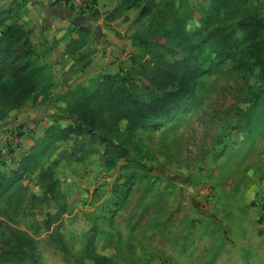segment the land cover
Listing matches in <instances>:
<instances>
[{
  "label": "rangeland",
  "instance_id": "rangeland-1",
  "mask_svg": "<svg viewBox=\"0 0 264 264\" xmlns=\"http://www.w3.org/2000/svg\"><path fill=\"white\" fill-rule=\"evenodd\" d=\"M173 2L187 5L192 31L207 0ZM253 4L264 17V0ZM157 5L141 21H135L138 8L127 10L116 25L126 27L127 53L119 58V52L117 66L104 72L82 68L95 45L89 34L82 59L55 56L40 43L44 70L36 91L17 109L0 106V130L7 132L5 143L0 140V169L18 168L25 156L16 152L24 145L19 140L16 154L6 160L4 150L7 156L15 153L8 149L9 135H25L35 165L19 187L0 198V264H20L21 256L12 259L8 249L24 235L36 253L24 264H264V94L255 100L264 82L256 67L245 70L230 60L207 67L187 105L157 127L129 132L120 121L111 137L118 145L110 148V161L96 136L55 143L45 137L52 125L73 124L60 109L78 87L90 86L102 74L130 71L133 57L144 60L155 51L171 61L177 57L168 52L179 51L173 39L150 47L132 43L131 36L148 39L168 18ZM3 13L0 8V24ZM48 105L52 109L21 114ZM46 167L58 180L57 201L44 196L39 171ZM64 202L61 219L47 229L43 221Z\"/></svg>",
  "mask_w": 264,
  "mask_h": 264
},
{
  "label": "trees",
  "instance_id": "trees-1",
  "mask_svg": "<svg viewBox=\"0 0 264 264\" xmlns=\"http://www.w3.org/2000/svg\"><path fill=\"white\" fill-rule=\"evenodd\" d=\"M253 2L207 0V6L200 10L197 26L190 31L187 23L193 15L185 4V7L176 6L173 0H118L110 15L114 17L130 8H138L135 21H141L160 4L159 10H165L168 18L150 31L148 39H140L136 34L131 36L132 43L150 47L160 44L162 38L173 39L178 42L179 51L175 53L170 49L168 52L177 57L171 61L156 51L149 53L150 57L144 60L133 57L130 71L120 69L114 74H102L92 79L90 86L78 87L72 94L73 98L60 109L63 116L73 120V124L64 127L52 125L45 137L50 143H55L83 134L96 136L105 144L104 154L110 161V148L115 149L118 145L112 142L111 137L118 130L120 121H126L129 132L161 125L187 105L200 74L207 67L219 66L227 60L235 61L245 70L252 71L256 67L259 78L264 82V17L259 5ZM226 20L229 23H224ZM88 34L87 29L79 27L77 37L67 42L65 54L82 59L84 54L78 50L87 43ZM36 47L29 38V32L21 25L12 23L1 27V107L17 109L36 91L44 70ZM256 94L255 100L258 101L264 94V87ZM32 161L34 155H25L18 168L0 169V198L13 187H19L23 174H30L28 170L35 166ZM53 172L51 167L41 168L39 179L45 198L57 201L61 192ZM65 208L64 202L59 210L48 214L43 221L44 226L49 229L52 223L59 221ZM23 238L8 249L12 259L21 256L20 264L36 254L33 240L27 235ZM3 261L11 260L5 258Z\"/></svg>",
  "mask_w": 264,
  "mask_h": 264
},
{
  "label": "crops",
  "instance_id": "crops-1",
  "mask_svg": "<svg viewBox=\"0 0 264 264\" xmlns=\"http://www.w3.org/2000/svg\"><path fill=\"white\" fill-rule=\"evenodd\" d=\"M93 1L95 10H98L100 14L79 13L69 8L63 0H0V8L4 12L1 16L0 28L3 25L17 23L29 32V38L32 43L35 45H39L40 43L48 44L55 56L62 53L64 57H68L65 54L66 44L69 38L77 37L78 28L83 27L94 38L95 45L88 54L89 56L85 58L82 68L84 71L97 70L96 73H98L103 70L104 72L108 67L117 66L116 59L119 52L123 51L119 58L125 56L127 53V42L122 37L126 27H116V25L129 12L126 11L121 16L112 17L110 14L117 6L118 0ZM87 46H89V43H85L84 46L79 48L78 53L84 54L83 52H86ZM68 58L74 60L73 58ZM49 108L52 109L50 105L38 107V109L26 108L22 110L21 114H30L34 111L37 113L41 109L46 110ZM25 119L23 118V120ZM19 120H22L21 116ZM28 125L30 126L31 124L28 123ZM0 131V134L3 136L0 137L2 138L0 140H3V143H5L7 132H2V129ZM19 139L24 145L19 149L17 148L18 150L14 148V152L17 150V154L19 153L20 155L23 152L22 155H27L28 145L25 144V141H27L25 135L19 136ZM8 149L13 150L10 146ZM16 152L7 156L4 150L3 156L9 158L6 160L10 161V158ZM17 163L18 158L17 160L13 159V162L9 166L14 168Z\"/></svg>",
  "mask_w": 264,
  "mask_h": 264
},
{
  "label": "built area",
  "instance_id": "built-area-1",
  "mask_svg": "<svg viewBox=\"0 0 264 264\" xmlns=\"http://www.w3.org/2000/svg\"><path fill=\"white\" fill-rule=\"evenodd\" d=\"M63 2L71 9L79 13L92 14L94 11V4L91 0H63ZM19 137L15 135H9L8 141L11 148H16Z\"/></svg>",
  "mask_w": 264,
  "mask_h": 264
}]
</instances>
